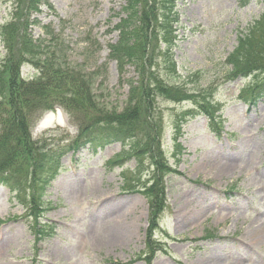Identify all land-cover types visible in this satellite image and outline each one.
Returning a JSON list of instances; mask_svg holds the SVG:
<instances>
[{"label": "rangeland", "instance_id": "1", "mask_svg": "<svg viewBox=\"0 0 264 264\" xmlns=\"http://www.w3.org/2000/svg\"><path fill=\"white\" fill-rule=\"evenodd\" d=\"M25 2L0 0V40L14 35L7 23ZM123 5L124 0H45L28 17L32 37L51 30L59 34L72 63L91 74L96 98L116 110L124 107L129 80L138 75L130 66L120 73L114 61H107L108 43L118 37L115 25L125 15ZM175 9L180 18L172 50L175 80L188 100L157 93L145 97L144 108L151 105L157 129L148 122L137 140H158L156 153L146 145L133 151L119 142L104 144L107 138L98 129H84L93 120L69 107L40 112L29 127L32 155L18 160L9 174L22 186L23 202L0 185V264H200L211 258L222 264L241 257L244 264H264L257 256L264 248L249 246L243 236L248 222L264 213V47L239 57L255 71L235 76L228 64L240 32L264 14V2L175 0ZM6 51L0 41V66ZM26 63L20 75L28 79L36 70ZM257 89L259 96L251 98ZM198 100L214 110V120L184 115L177 130V117L200 109ZM4 113L0 108V119ZM42 118L46 123L37 126ZM78 139L89 141L70 150L68 144ZM239 151L256 159L246 171L209 168L215 160L241 159ZM3 171L7 168L0 167ZM146 187L144 194L137 191ZM160 195L162 209L153 210ZM186 197L204 203L210 213L180 220L187 212L173 209H187ZM221 212L226 219L221 220ZM121 229L122 239L106 244L108 235ZM97 240L100 244H94ZM154 240L161 242V251L147 246ZM46 250L52 255L45 256Z\"/></svg>", "mask_w": 264, "mask_h": 264}, {"label": "trees", "instance_id": "2", "mask_svg": "<svg viewBox=\"0 0 264 264\" xmlns=\"http://www.w3.org/2000/svg\"><path fill=\"white\" fill-rule=\"evenodd\" d=\"M44 1L26 0L24 9L16 10L14 19L7 23L14 35L1 40L7 51L0 66V108L5 111L0 119V167H6L7 171L0 172V182L10 186L20 201L24 198L20 195L22 186L18 181L14 182L9 174L18 160L24 161L31 157L33 147L29 127L40 112L51 110L55 105L69 107L85 114L95 123L86 125L84 129L96 128L109 142L119 141L133 151L146 145L148 151L155 154L158 140L153 138L148 143V136L147 143L137 140L148 122L154 130L157 129L151 105L149 110L144 108L145 97L157 93L170 99L188 98H183L186 92L175 80L178 72L172 50L176 45L179 22L175 0H124L122 9L125 15L115 25L118 37L115 42L108 43L107 61H114L120 73L130 66L138 75L136 80H129L127 99L121 110L108 108L96 98L91 74H86L80 64L72 63L68 46L59 36L50 31L47 34L49 38L32 37V24L28 17L37 12ZM248 1L241 0L240 3L244 5ZM246 29L237 37L236 53L228 59L229 73L235 76L244 75L242 73L248 70L255 71L248 68L247 62H241L240 58L241 52H257L264 47V14ZM255 32L260 34L258 39L254 37ZM23 62L37 69L38 74L30 80L20 78L19 67ZM199 96L206 95L200 92ZM197 103L202 105L199 110L213 121L214 110L203 108L207 105L204 100H198ZM190 113L191 110H187L177 117V130H180L179 121H183V116ZM41 181L39 190L44 179ZM147 189L150 188H143L142 193H146ZM151 193L148 191L147 195ZM162 206L160 195L153 200L152 207L160 211ZM41 207L42 204H39ZM148 246L153 251L151 242Z\"/></svg>", "mask_w": 264, "mask_h": 264}, {"label": "bare ground", "instance_id": "3", "mask_svg": "<svg viewBox=\"0 0 264 264\" xmlns=\"http://www.w3.org/2000/svg\"><path fill=\"white\" fill-rule=\"evenodd\" d=\"M45 123H46L45 119L42 118V120L39 122V124L37 126H42ZM238 154L241 158L239 160L238 159L232 160L230 162H224L222 160H219V161L215 160L214 163L209 164V168L211 170L217 172V173L218 172L223 173L225 171H229V170H233V169H237V168H239L240 171H243V170L246 171V169L250 165H252V162L256 161V159H254L250 156L247 157L241 151H239ZM204 163L208 164V162L205 160H204ZM184 204L189 209L188 208L186 209L184 207V205L181 207L176 206L173 209L176 214L187 212L184 215L180 216L181 217L180 220H182V221L184 220V222H187L192 218H194V219L199 218L200 219V218L208 215L207 212H209V211H208L207 207L204 205V203L200 204L196 198L186 197V198H184ZM210 209H212V208L210 207ZM219 215L222 217L221 220L226 219V217H227L226 216L227 214L223 215L222 212ZM219 215L217 214L216 216L219 217ZM113 222H116V220H114ZM116 228H118V227L115 226V229ZM244 230H245V232L243 233V236H244V239L249 241V246L251 245L252 247L264 248V213L253 217L248 222L247 228H245ZM123 232H125V230H122V229L117 230V231H113L111 233V235H108L106 244L113 246L114 244L119 242L122 239ZM174 239L175 238H173V240ZM94 244H100V243L97 240L96 242L94 241ZM239 247L243 251L246 250V248L244 249L242 246H239ZM248 249L251 250L252 248L248 247ZM54 253L55 252L53 251V255H54ZM55 254H59V253H55ZM50 255H52L51 250H46L45 256H50ZM260 255H261V258H264V249H262L261 253L257 254V256H260ZM238 257H240V256H238ZM149 258H150L149 256L145 258L146 262H148L150 260ZM259 260H264V259H259ZM221 263L222 264H244L242 257L240 259H235L234 262L228 261L227 263H225V262H221ZM162 264H165V262H163ZM200 264H220V261H216L215 259L213 260L211 258L210 260L205 261V263H200Z\"/></svg>", "mask_w": 264, "mask_h": 264}]
</instances>
